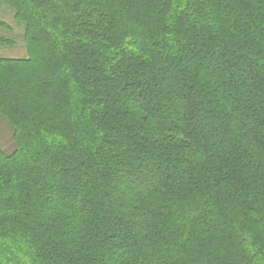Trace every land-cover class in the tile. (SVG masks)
<instances>
[{"label":"trees","instance_id":"trees-1","mask_svg":"<svg viewBox=\"0 0 264 264\" xmlns=\"http://www.w3.org/2000/svg\"><path fill=\"white\" fill-rule=\"evenodd\" d=\"M0 4V264H264V0Z\"/></svg>","mask_w":264,"mask_h":264},{"label":"rangeland","instance_id":"rangeland-1","mask_svg":"<svg viewBox=\"0 0 264 264\" xmlns=\"http://www.w3.org/2000/svg\"><path fill=\"white\" fill-rule=\"evenodd\" d=\"M0 19L7 24H12L14 34L10 35L16 39V45L12 47H0V56L3 57H22L25 56V46L23 41V30L14 25L12 15L3 5L0 4ZM1 34L9 36V34L0 29ZM14 128L10 122L0 115V151L10 154L15 149Z\"/></svg>","mask_w":264,"mask_h":264}]
</instances>
